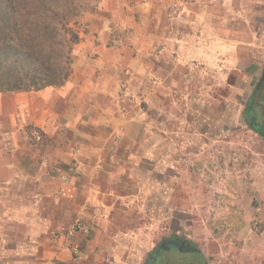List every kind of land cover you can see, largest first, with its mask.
Returning a JSON list of instances; mask_svg holds the SVG:
<instances>
[{
	"label": "crops",
	"instance_id": "1",
	"mask_svg": "<svg viewBox=\"0 0 264 264\" xmlns=\"http://www.w3.org/2000/svg\"><path fill=\"white\" fill-rule=\"evenodd\" d=\"M234 1L182 0L168 19L170 5L154 0L99 7L84 15L64 84L0 92V121L10 123L0 127V264H124L116 255L135 250L139 233L126 207L142 201L137 171L150 170L136 158L172 119L168 96L186 66L208 61L226 77L239 44H263L264 3L254 14L250 0Z\"/></svg>",
	"mask_w": 264,
	"mask_h": 264
},
{
	"label": "rangeland",
	"instance_id": "2",
	"mask_svg": "<svg viewBox=\"0 0 264 264\" xmlns=\"http://www.w3.org/2000/svg\"><path fill=\"white\" fill-rule=\"evenodd\" d=\"M147 1L150 0L142 4ZM174 2L154 0L166 6ZM116 3L125 7L141 5L136 0H80L79 12L71 25L80 36L86 13ZM263 3L264 0H250L254 14H258L259 4ZM234 4L242 9L249 2L235 0ZM168 12L162 13L161 19L170 18ZM255 22L259 23L258 18ZM113 26L118 32V27ZM259 26L252 30L255 34L262 32ZM261 41L262 46L258 42L238 45L240 53L228 56L231 62L226 77L216 73V67L208 61L186 66V82L180 87L176 84L178 88L168 96L173 104L172 119L161 121L159 126L164 133L150 137V149H140L136 158L150 170L137 171L144 186L139 191L142 201L126 207L133 210L132 229L139 231L137 248L120 251L116 255L119 263L146 264L163 240L180 238L195 246L207 264H264V140L242 117L264 66V40ZM76 44L73 56L79 50ZM220 58L218 62L223 63ZM226 83L235 89L229 106L226 100L230 89ZM144 109L150 116L167 118L162 106L161 110L152 106ZM3 122L0 127L10 126ZM23 130L31 139L40 136L33 126L25 125ZM145 175L149 176L148 181ZM122 221L123 216L118 219L119 225ZM165 254L168 264H198L194 251L174 248Z\"/></svg>",
	"mask_w": 264,
	"mask_h": 264
},
{
	"label": "trees",
	"instance_id": "3",
	"mask_svg": "<svg viewBox=\"0 0 264 264\" xmlns=\"http://www.w3.org/2000/svg\"><path fill=\"white\" fill-rule=\"evenodd\" d=\"M79 2L0 0L1 93L64 84L73 62V45L80 40L78 30L71 25L79 12ZM242 117L264 140V66L249 94ZM194 252L198 264H207L198 250ZM166 257L164 251L158 252L150 264H168Z\"/></svg>",
	"mask_w": 264,
	"mask_h": 264
},
{
	"label": "flooded vegetation",
	"instance_id": "4",
	"mask_svg": "<svg viewBox=\"0 0 264 264\" xmlns=\"http://www.w3.org/2000/svg\"><path fill=\"white\" fill-rule=\"evenodd\" d=\"M179 245H184L185 247H188L190 250L189 251H197V248H195V246H193L190 242L185 241L184 239H180V238H169L166 240H163L160 244L157 245L156 249L153 251V254L151 256H149V260L146 262V264H150V260H155L156 259V252H161V251H172L175 248L178 249V247L176 245H174V242H177ZM164 246H168L169 248L166 249L164 248ZM193 249V250H192ZM181 251V250H180Z\"/></svg>",
	"mask_w": 264,
	"mask_h": 264
},
{
	"label": "built area",
	"instance_id": "5",
	"mask_svg": "<svg viewBox=\"0 0 264 264\" xmlns=\"http://www.w3.org/2000/svg\"><path fill=\"white\" fill-rule=\"evenodd\" d=\"M143 2H145V0H136V4L140 5ZM181 4H182V0H176V2H174L173 4H171L170 8H169V12L168 15L170 17L176 15L180 10H181ZM79 221L75 222L73 224V228H76L78 226Z\"/></svg>",
	"mask_w": 264,
	"mask_h": 264
},
{
	"label": "water",
	"instance_id": "6",
	"mask_svg": "<svg viewBox=\"0 0 264 264\" xmlns=\"http://www.w3.org/2000/svg\"><path fill=\"white\" fill-rule=\"evenodd\" d=\"M174 245H176L177 247H178V249L179 250H181V251H189L190 249L188 248V247H185L184 245H179L178 244V241L177 242H174ZM164 248H166V249H168L169 247L168 246H164ZM193 250V249H192ZM157 255H158V251L156 252V256L155 257H157Z\"/></svg>",
	"mask_w": 264,
	"mask_h": 264
}]
</instances>
